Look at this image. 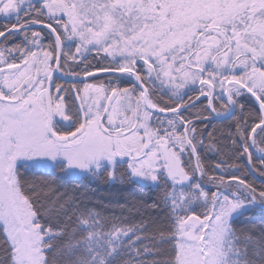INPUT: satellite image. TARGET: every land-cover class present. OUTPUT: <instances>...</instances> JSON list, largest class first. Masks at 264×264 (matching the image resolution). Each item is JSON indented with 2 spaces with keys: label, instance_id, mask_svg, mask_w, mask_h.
I'll return each mask as SVG.
<instances>
[{
  "label": "snow or ice",
  "instance_id": "1",
  "mask_svg": "<svg viewBox=\"0 0 264 264\" xmlns=\"http://www.w3.org/2000/svg\"><path fill=\"white\" fill-rule=\"evenodd\" d=\"M0 16L5 19L0 26V230L5 236L0 264H50L45 250L65 235L64 228L41 222L22 170L107 173L115 179V169L125 164L136 182L165 186L154 206L166 210L168 227L158 230L157 239L172 248L167 259L153 264H264V230L253 238L250 229L236 228L238 217L264 210V188L244 180L224 184L207 174L197 155L203 140L184 118L190 92H199L197 100L208 97L209 115L224 119L234 115L237 98L251 94L259 112L250 132L259 128L264 143V0H0ZM40 17L47 18L43 26L55 37L49 50L40 44L41 33L31 31V25L43 23ZM18 35L21 43H6ZM93 52L100 66H85L84 75H119L107 85L85 83V93L92 90L95 97L87 107L81 104L65 129L61 121L72 117L53 75ZM123 80L130 87H121ZM216 88L224 111L213 106ZM158 96L173 106L162 105ZM164 112L175 113L164 118L166 125L156 115ZM153 118L158 126L150 123ZM236 131L248 152L256 141L250 145L247 132L240 126ZM197 173L217 191L197 181ZM69 206L78 213L71 235L82 236L58 250L68 257L66 264H120L125 251L135 250L129 233L141 239L138 228L113 223L106 229L93 208H80L75 200Z\"/></svg>",
  "mask_w": 264,
  "mask_h": 264
},
{
  "label": "trees",
  "instance_id": "2",
  "mask_svg": "<svg viewBox=\"0 0 264 264\" xmlns=\"http://www.w3.org/2000/svg\"><path fill=\"white\" fill-rule=\"evenodd\" d=\"M33 16H35L34 13ZM22 18L27 19V17H23V14ZM39 19L43 23H49L46 17H40ZM4 22L5 19L0 17V26ZM31 31L41 33L43 41L40 44L44 49H48L49 44H54L53 37L49 35L48 31L44 29ZM22 41L23 38H17L11 41L8 40L6 43L11 46ZM61 64H63V58L61 59ZM85 66L95 70L96 67L100 66L99 57L93 54L89 55L88 59L81 63L69 61L68 66H65L61 73L65 77H81L84 76L83 68ZM111 77L92 78L79 84L64 83L53 77L54 82L59 84L63 90L61 94L64 95V110L72 117L68 121H61L65 129L72 124L77 110L81 107L80 94L85 83L95 85L98 82H103L107 85ZM120 86L130 87V84L123 80L120 82ZM191 97L194 100L196 94ZM157 98L160 99L162 105L173 106V102L166 97L161 98L158 96ZM192 100L186 99L185 103L189 104ZM240 105L243 107L241 108ZM257 113L255 102L247 95L238 99L235 115L228 122H213L210 125H205L204 122L201 123L204 120V116H210L206 101H200L184 112V118L191 120V124H188V127L195 125L197 128L198 141L202 140L203 136L206 135L203 144L198 143L197 155L206 173L215 177L217 181L223 178L224 184L236 185L239 180H244L257 188V190L264 188V183L255 180L248 171V154H251V166L254 175L263 181L264 158L258 159L251 153L250 148L248 152H244L241 138L236 131L237 127L240 126L251 137L248 140L250 145L253 140L256 141L255 145L252 146L254 152L264 148V143L261 142L259 135L260 129L256 131L254 136L250 132V127L255 122H258L254 120ZM157 116L163 120L166 117ZM245 121L247 122L246 124ZM71 130L74 131V127ZM179 131H183V127L179 128ZM233 141L237 142L233 143ZM183 159L187 161L185 157ZM217 163L221 165L220 168L216 167ZM128 171L126 164L118 166L115 169V179L111 180L107 173L97 176H84L78 179H66L60 169L49 170L48 172L31 169L22 170V175L26 172L27 183L25 184V191L30 194L34 206L41 210V222L49 223L54 229L64 228L65 230L64 236L52 241L53 249L45 250L46 258L50 264H53V262L54 264H66L68 257L62 252H58V250L62 249L70 239L74 241L82 236L80 232L71 235V229L75 226L76 215H78V213L74 214V207L69 206L72 200H75L76 205L80 208L86 205L96 210L100 214L106 229L110 228L113 223L139 229L141 237L139 240H136L135 233H129L135 250L125 251L120 258V264H124V261L128 260H131L132 264H139V262L153 264V261H163L169 257L172 245L160 243L157 239L158 230L160 228L167 229L168 227L167 213L166 210L154 206L160 202L165 186L161 184V187L153 188L138 183L128 175ZM198 178L208 182L206 176H198ZM211 191L214 192V190ZM236 228L238 230L250 229L249 235L253 238H258L261 230H264V210L255 208L238 217ZM0 229H2V226H0ZM4 238V233L0 230V258L5 256ZM124 240L126 247L128 237H125ZM145 247H147L148 251H145ZM137 252L139 255L136 254Z\"/></svg>",
  "mask_w": 264,
  "mask_h": 264
},
{
  "label": "rangeland",
  "instance_id": "3",
  "mask_svg": "<svg viewBox=\"0 0 264 264\" xmlns=\"http://www.w3.org/2000/svg\"><path fill=\"white\" fill-rule=\"evenodd\" d=\"M35 2H38V0H35ZM0 17H2V16H0ZM3 18H4V17H3ZM52 37H53V36H52ZM17 38H23V36H22V35H18L15 39H17ZM15 39H14V40H15ZM39 39H40V43H41V41H43V39H42V35L40 36ZM11 40H12V39H9V41H11ZM53 40H54V38H53ZM29 47H33V50H37V46L29 45ZM43 48H44V47H43ZM44 50H48V49H44ZM72 52L75 53V48L72 49ZM93 54H95V53L93 52V53L90 54V55H93ZM86 55L89 56V54H86ZM82 61H84V60H81V61H78V62L81 63ZM98 83H100V82H98ZM98 83H97V84H98ZM101 83H103V82H101ZM196 87L198 88L199 85H197ZM183 91H186V89L183 90ZM212 92H213V91H212ZM216 93L219 95V93H220V89L216 88ZM94 97H95V92H93L92 90H89L87 93H85V90H84V87H83L82 90H81V94H80V106H81V104L83 103L84 107H87V106L91 103L92 98H94ZM81 118H82V117H81ZM57 119H59V117H57ZM161 120H163V119H161ZM163 121H164V123H165V125H166V121H165V120H163ZM150 123L153 124V125H155V126H158L159 123H160V121H157L155 118H153V120L150 121ZM205 136H206V135H204L203 138H202L203 141H204ZM256 153H257L258 156H262V155L264 154V152H260L259 150L256 151ZM183 157H185L186 159H188L187 154H183ZM118 159H119V158H118ZM125 159H126V158H125ZM192 164H193V166H195V164H196L195 156L192 157ZM84 176H89V175H75V176H73V175H67L66 173L63 172V177L66 178V179H78V178H81V177H84ZM198 176H200L199 173L196 174L195 179H196L197 181H202L200 178H198ZM110 179H111V178H110ZM111 180H112V179H111ZM202 182L204 183V185H205L206 188H208V189H210V190H214V192L217 191L216 186L211 185L209 182H204V181H202ZM144 185H145V184H144ZM148 186H150V185H148ZM151 187H153V186H151ZM179 187H180V186L177 185V188H179ZM241 187H242V186H241ZM153 188H155V187H153ZM196 207H197V211H198V212L203 213V211H204L203 208L199 207V205H196ZM257 209H260V208L257 207ZM124 238H125V237H124Z\"/></svg>",
  "mask_w": 264,
  "mask_h": 264
},
{
  "label": "water",
  "instance_id": "4",
  "mask_svg": "<svg viewBox=\"0 0 264 264\" xmlns=\"http://www.w3.org/2000/svg\"><path fill=\"white\" fill-rule=\"evenodd\" d=\"M35 29H46L47 31L50 32V29L49 28H45L43 26L42 23H37V24H34V25H31V30H35ZM54 40H55V37L54 35H52ZM4 38L3 37H0V40H3ZM113 75H119V74H111V73H102V72H97L96 76H83V77H79V78H74V79H69V78H65L63 76H61V74L58 72V73H55V77L62 81V82H65V83H70V84H78V83H81V82H84V81H87L91 78H96V77H101V76H113ZM225 87H231L230 85H227ZM256 104L258 110H259V102L256 100L255 97H252L251 94H247ZM226 98H227V94H226ZM231 108V107H230ZM157 115H163V116H170L172 114H175V113H171V112H164V113H156ZM213 115V118L218 121V122H221V121H226V120H229L230 118H232V116L228 119H224L222 117L218 118L216 117V115L214 113H211ZM258 129V128H257ZM256 129V130H257ZM254 135V134H253ZM250 173L252 174V176L254 177L253 173H252V170H251V165H250V162H249V167H248ZM256 179V178H255Z\"/></svg>",
  "mask_w": 264,
  "mask_h": 264
},
{
  "label": "flooded vegetation",
  "instance_id": "5",
  "mask_svg": "<svg viewBox=\"0 0 264 264\" xmlns=\"http://www.w3.org/2000/svg\"><path fill=\"white\" fill-rule=\"evenodd\" d=\"M226 86V85H225ZM199 87H201V85H199ZM198 87V88H199ZM197 88V89H198ZM196 94V97L197 96H199V92L197 91V92H190L189 93V95L190 96H192V95H195ZM245 95H247V94H245ZM248 96V95H247ZM218 97V94L216 93V89H213V92H212V101H213V106L214 107H216L218 110H220V111H224V109L222 108V103H223V101L222 100H220V99H218L217 98ZM249 97V96H248ZM240 98V97H239ZM239 98H237V99H239ZM186 99H187V97H185V101H186ZM224 99L226 100L227 98H226V94L224 95ZM200 101H206V107H207V103H208V97H205V96H200V98L197 100L196 98L194 99V100H192L191 101V103H189L188 105H191L189 108H191L193 105H195L196 103H198V102H200ZM229 107H231V106H229ZM237 107V106H236ZM257 107V106H256ZM182 111H183V108L181 109ZM207 110H208V112L210 113V109H208L207 108ZM257 110H258V108H257ZM235 112H236V110H235ZM258 112H259V110H258ZM215 115H216V113H214ZM175 114H172V115H170L171 117L172 116H174ZM234 115H235V113H234ZM234 115L232 116V118H230L229 120H226V121H221V122H228V121H231L232 119H233V117H234ZM205 123V125H210V124H212L213 122H218V121H216L214 118H213V115L212 114H210V116H209V119H207V120H202L201 121V123ZM199 123V122H198ZM187 127H188V125H187ZM250 151H251V153L254 155V156H256L258 159L260 158V156H258L257 155V153L256 152H254L253 150H252V147H251V149H250ZM264 158V157H263ZM262 158V159H263ZM261 182H263L264 183V181L263 180H261Z\"/></svg>",
  "mask_w": 264,
  "mask_h": 264
}]
</instances>
